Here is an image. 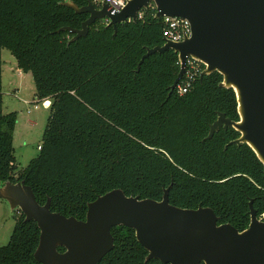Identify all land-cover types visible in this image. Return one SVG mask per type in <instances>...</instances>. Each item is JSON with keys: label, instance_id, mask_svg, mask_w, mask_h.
Here are the masks:
<instances>
[{"label": "trees", "instance_id": "1", "mask_svg": "<svg viewBox=\"0 0 264 264\" xmlns=\"http://www.w3.org/2000/svg\"><path fill=\"white\" fill-rule=\"evenodd\" d=\"M67 1L0 0V183L25 181L39 204L51 199L53 212L79 220L89 203L113 190L161 201L169 189L172 205L211 208L219 224L239 231L250 225L251 202L264 221L263 163L249 145L230 144L241 136L233 128L207 139L219 113L240 119L235 91L220 86L223 76L197 77L187 93H171L178 53H156L139 68L148 49L166 42L165 23L153 9L117 31L97 21L73 41L74 34L61 30L82 29L90 15ZM3 49L32 74L39 100L52 101L41 150L19 173L18 114L4 112ZM40 233L21 213L9 244L0 248V264H40L34 257ZM112 234L115 248L100 264H163L146 260L133 229L116 227Z\"/></svg>", "mask_w": 264, "mask_h": 264}, {"label": "water", "instance_id": "2", "mask_svg": "<svg viewBox=\"0 0 264 264\" xmlns=\"http://www.w3.org/2000/svg\"><path fill=\"white\" fill-rule=\"evenodd\" d=\"M151 3L156 18L188 20L192 36L184 42L166 40L163 47L148 49L142 58L173 50L179 55L180 72L172 92L184 78L189 59L205 66L200 76L215 72L223 76L221 87L237 96L239 121L219 113L208 140L222 128L235 129L241 136L230 144L249 145L264 165V0H128L120 12L108 4L79 7L64 3L78 14L90 15L82 29L65 27L73 41L86 37L97 21L118 25L137 22L139 13ZM0 199L12 211H20L25 222L40 229L35 260L40 264H100L115 248L112 230L133 229L138 242L148 251L147 261L163 264H264V221L250 203L251 222L239 231L231 224H219L208 207L183 209L170 203L169 189L161 201L127 196L116 189L88 204L85 220L51 210V199L41 205L25 181L0 183ZM65 251L61 252L60 249Z\"/></svg>", "mask_w": 264, "mask_h": 264}, {"label": "rangeland", "instance_id": "3", "mask_svg": "<svg viewBox=\"0 0 264 264\" xmlns=\"http://www.w3.org/2000/svg\"><path fill=\"white\" fill-rule=\"evenodd\" d=\"M2 62L4 112L18 114L14 147L19 173L40 152L52 101L39 100L32 74L19 72L11 51L2 50ZM20 215V211H12L9 204L0 199V248L9 244Z\"/></svg>", "mask_w": 264, "mask_h": 264}, {"label": "built area", "instance_id": "4", "mask_svg": "<svg viewBox=\"0 0 264 264\" xmlns=\"http://www.w3.org/2000/svg\"><path fill=\"white\" fill-rule=\"evenodd\" d=\"M95 3L108 4L110 9L114 12H120L127 4L128 0H93ZM157 14V7L154 3L149 5ZM148 7V8H149ZM143 18L142 12L139 13V19ZM165 23L164 38L165 41L169 40L172 42H184L187 38L192 36V25L188 20L181 18H171L165 16L163 18ZM109 23V21H106ZM202 63L189 59L187 61V68L184 78L181 80L178 85V93L183 95L188 92L190 87H192L197 77H200L202 74ZM41 150V147H39Z\"/></svg>", "mask_w": 264, "mask_h": 264}, {"label": "crops", "instance_id": "5", "mask_svg": "<svg viewBox=\"0 0 264 264\" xmlns=\"http://www.w3.org/2000/svg\"><path fill=\"white\" fill-rule=\"evenodd\" d=\"M18 68V67H17ZM19 70V72H22V70H20V69H18Z\"/></svg>", "mask_w": 264, "mask_h": 264}]
</instances>
